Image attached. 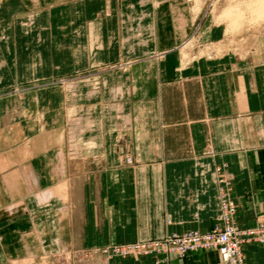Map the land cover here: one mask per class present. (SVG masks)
Masks as SVG:
<instances>
[{"label": "crops", "instance_id": "obj_1", "mask_svg": "<svg viewBox=\"0 0 264 264\" xmlns=\"http://www.w3.org/2000/svg\"><path fill=\"white\" fill-rule=\"evenodd\" d=\"M11 1L16 3L7 8ZM156 1L163 4L71 0L63 5L66 10L61 13L49 0L45 7L40 0L39 8L27 6L25 0H1L0 26L8 20L11 24L7 27L8 40L0 41L1 57L10 64L9 69L3 67L6 72L0 71V84L14 81L19 74L21 78H34L24 75L20 57V20L32 13H45L47 18L45 45H40L46 49L50 64L46 74L65 72L76 64L166 51L162 58L137 64L131 76L140 80V87L122 91L120 98L109 105L117 118L111 119L104 139L109 150L105 159L110 161L104 170L110 178V189L126 199L132 215L121 227V235L113 232L105 238L132 241L188 230L207 231L220 220L223 191L236 205L238 226L264 222V59L257 56L248 62L245 56L229 52L187 57L188 51L185 56L180 47L193 33L192 9L187 1L186 6L179 0ZM139 24L146 28L140 37L134 36L133 30ZM92 26L102 35L99 41L92 35ZM207 26L202 30L205 39L215 40L220 29ZM130 35L132 39L124 44V38ZM54 39L66 48L59 59ZM35 92V104L28 109L27 103L21 105V111H34L33 132L24 138L26 144L23 139L8 142L0 119L2 262L10 261L7 246L17 247L27 218H38L34 214L38 207L31 212L28 195L53 185L48 176L53 174L54 160L61 158L64 169L68 158L63 141L59 148L50 146V127L63 114L58 115L56 108L57 117L50 118L53 107L43 103L44 91ZM9 123L15 128L21 120ZM121 149L134 163H114ZM18 199L24 202L25 215L21 210L12 217L6 215L4 208ZM10 224L16 225L9 235L16 241L12 244L2 240ZM243 252L246 264H264V242L245 243ZM106 264L156 263L153 256H148L109 258ZM166 264L227 263L217 249H201L184 256L172 255Z\"/></svg>", "mask_w": 264, "mask_h": 264}, {"label": "rangeland", "instance_id": "obj_2", "mask_svg": "<svg viewBox=\"0 0 264 264\" xmlns=\"http://www.w3.org/2000/svg\"><path fill=\"white\" fill-rule=\"evenodd\" d=\"M69 1L71 0H49V3L56 11L63 13L66 10L63 5ZM141 1L143 4L152 2L156 6L163 4L156 0ZM179 1L184 6L187 1L193 17V33L181 43L180 47L185 56L188 51L187 57L212 56L229 52L240 57L245 56L248 62H252V57L257 56L264 59V0ZM41 2L45 7L46 0ZM41 2L31 0V3H28L25 0L27 6L34 8H39ZM14 3L16 2L8 3L7 8L10 5L13 7ZM6 10L1 13L4 14ZM43 15L45 13L38 15L32 13L20 20V57L25 66L24 75L34 78H21L19 74L18 78L15 76L14 81L0 84V119L5 126L2 130L8 142L14 143L19 139L25 142L24 138L33 132L34 120L31 115L34 111H21V105L27 103L28 109L29 105L35 104V91H44L41 96L43 103L46 102L54 108L49 113L50 118L57 117L56 108L59 109L58 115L63 114V118H59L60 120L50 127L52 138L50 146L54 149L59 148L63 141L68 158L64 169L61 158L54 160L53 174L48 176L53 185L28 195L31 212L38 207L34 212L38 220L28 216L30 219L27 218L28 222L23 225L17 247L7 246L8 249L10 248L7 250L10 253L8 256L10 261L0 260V264H106L109 258L148 256H153L156 264H166L172 255L184 256L190 251L216 249L200 248L179 255L173 251L165 252L158 246L159 241L168 235L184 234L194 230L132 241L105 238L113 232L121 235V227L132 215V209L127 207L126 199L117 191L110 189V178L104 170L110 163L105 159L109 150L104 139L109 131L111 119L117 118L115 116L117 113L112 112L109 105L120 98L119 94L122 95V91H135L140 87V80L131 76L137 64L149 58H162L167 52L150 50L144 55L105 63L76 64L68 71L46 74L50 64L47 63L46 49L40 47V45L44 47L46 38L47 18ZM140 19H143V16ZM178 23L183 25L184 22ZM10 24L9 20L5 25L1 23L3 32L0 33V41L8 40L7 27ZM206 24L208 28L220 29L219 36L215 40L205 39L202 30ZM144 29L146 28L142 25H137L133 29L134 36L140 37ZM91 32L98 41L100 36L102 37L101 33H95L93 26ZM132 35L124 38V44L132 39ZM54 42L58 44V53L55 56L59 59V53L65 52L66 48L62 41L54 39ZM9 66V62H6L0 54L2 74L3 71L6 72L3 67L9 69ZM1 78L2 76L0 80ZM110 91L113 93L111 94ZM14 120L18 122L21 120V125L11 128L9 122ZM120 147L123 148V145ZM124 152L122 149L118 151L119 159L114 163L121 165L134 163L135 160ZM227 196L234 204L233 219L236 222V205L230 195ZM222 202L223 198L220 204L221 216L217 223L222 221ZM20 210L21 214L25 215L26 209L22 199L15 200L4 208L6 215L10 217ZM258 225H264V222L249 227L237 226L248 229ZM14 227L15 224H10L7 233L2 237V240L8 244L16 242L9 236ZM250 242L258 241L244 242L242 250L243 245ZM19 251L22 255H15Z\"/></svg>", "mask_w": 264, "mask_h": 264}, {"label": "built area", "instance_id": "obj_3", "mask_svg": "<svg viewBox=\"0 0 264 264\" xmlns=\"http://www.w3.org/2000/svg\"><path fill=\"white\" fill-rule=\"evenodd\" d=\"M223 192L222 221L208 231H189L172 234L159 241L158 246L165 252L173 251L179 255L200 248H216L227 264H246L242 244L248 241L264 242V225L254 228H240L233 219L235 207Z\"/></svg>", "mask_w": 264, "mask_h": 264}]
</instances>
